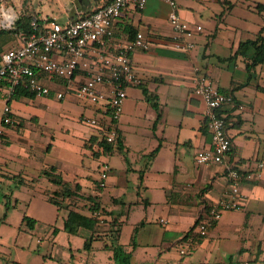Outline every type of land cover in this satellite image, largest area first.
I'll return each instance as SVG.
<instances>
[{"label":"crops","instance_id":"0c3cea01","mask_svg":"<svg viewBox=\"0 0 264 264\" xmlns=\"http://www.w3.org/2000/svg\"><path fill=\"white\" fill-rule=\"evenodd\" d=\"M50 1L59 8L55 14L36 15L25 4L11 10L32 15L31 21L44 27L50 20L68 21L108 0ZM169 10L163 0H147L142 9L126 7L115 21V43L141 31L149 46L131 51L140 83L126 88L118 135L109 151L99 149L97 130L80 121L79 115L76 120L86 130H73L76 146L55 141L52 131L39 123V106L55 103L60 110L63 100L80 102L73 95L63 99L52 94L17 95L18 90L11 93L0 84V116L7 103L16 119L13 126L0 124V182L14 180L12 209L20 202L24 206L23 212L13 213L11 235L14 246L24 248L17 240L19 232L36 234L35 243L44 244L38 264H264V59L248 69L255 48L237 52L240 42L264 37V0H177L178 16L203 27L192 36L194 46L189 51L172 45ZM4 31L11 35L0 36V53L18 43L16 31L0 28V33ZM200 73L233 94V101L222 107L232 141L229 156L249 173L239 183V207L209 220L204 235L198 233L195 221L206 217L207 207L223 195L228 180L223 164L195 161L196 151L210 145L200 113L202 99L194 92V79ZM80 103L88 114L94 113ZM44 136L50 138L47 144ZM55 143L75 150L79 160L43 163L42 151L49 152ZM102 160L109 163V170L100 185ZM257 162L263 165L258 167ZM45 170L57 174L60 181H51ZM37 184L44 187L35 188ZM55 190L64 191L54 195L59 205L50 201ZM35 195L55 209L45 204L41 215L27 214ZM93 204L99 209L92 210ZM70 209L96 216L93 229L65 230ZM5 214L0 219L10 224L3 219ZM24 215L34 222L27 224ZM193 238L198 243L181 253L180 248ZM13 262L29 264L19 257Z\"/></svg>","mask_w":264,"mask_h":264},{"label":"built area","instance_id":"2783aa9c","mask_svg":"<svg viewBox=\"0 0 264 264\" xmlns=\"http://www.w3.org/2000/svg\"><path fill=\"white\" fill-rule=\"evenodd\" d=\"M163 1L170 6L167 19L172 28L170 39L173 47L191 50L194 46L191 38L203 31L202 25L181 19L175 11L177 0ZM146 2L108 0L85 16L79 15L65 22L50 20L41 32L27 35L16 31L18 43L0 53V84H5L11 93L23 88L37 96L52 94L56 99L73 95L94 110L93 114L81 112L79 120L96 129L99 140L113 143L118 135L117 120L126 88L140 83L133 68L131 51L149 46L141 31L123 43H115V21L126 7L142 9ZM16 18V13L11 10V17L3 15L2 25L12 27ZM31 23L34 24L33 21ZM194 92L202 99L200 113L210 134V145L196 151L195 161L223 164L228 180L223 195L207 207L206 217L197 224L198 233L204 235L209 220L218 219L224 210L239 207V183L249 173L229 156L232 141L222 107L233 101V94L222 90L213 78L204 73L195 77ZM0 119L4 124L16 122L7 103L2 107ZM99 149L103 148L99 146ZM262 165L263 162H257L258 167ZM108 170L109 163L102 160L100 185ZM197 243L198 238H193L179 251L184 253Z\"/></svg>","mask_w":264,"mask_h":264},{"label":"rangeland","instance_id":"374dc122","mask_svg":"<svg viewBox=\"0 0 264 264\" xmlns=\"http://www.w3.org/2000/svg\"><path fill=\"white\" fill-rule=\"evenodd\" d=\"M19 4H25V9L29 11H36V15H43L45 13H56L59 9L55 6V3L50 0H0V28L4 30V26L2 25L1 19L3 15L5 17L8 12H11V6L14 9L19 8ZM3 9V12H2ZM11 35V32L4 31V33H0V36ZM63 105L62 108L57 107L58 105L55 103H49L48 105H42L41 111L39 110L38 115L40 117L39 123L41 125H45L47 129L52 131V134L55 137V141H69L70 143L77 144L78 141L76 137L73 135V130L80 129L86 130V128L80 124L76 118L80 114L81 111H85L89 113L87 109H84L83 105L80 102L75 101L72 103L70 101L63 100L61 102ZM61 116V117H58ZM56 120L59 122L56 123ZM62 127V128H61ZM68 129V130H67ZM48 137V136H47ZM44 136L42 141L50 140ZM47 138V139H46ZM63 139V140H62ZM59 143L53 144V147L49 152L42 151L43 154V163L52 164L58 163L61 159H68L70 162H75L79 160V156L76 151H68ZM76 146V145H75ZM35 147V146H34ZM90 161V158L87 157ZM30 180L31 177L29 176ZM29 182V181H28ZM31 183H34L31 181ZM15 181L10 179L9 181L0 182V216L5 212V218L10 224H7L0 219V264H14V258L19 257V259H23L27 261L29 264H38L40 261L39 253L42 252L44 244H36L35 236L36 234H32L25 231H20L18 235V243L24 244V248L21 245L14 246L13 244V236L11 235V219L13 218V213L23 212L24 206L20 202L17 204V208L13 210L12 202L13 198H11V189H15ZM35 184V183H34ZM44 187L43 184H37L34 187ZM4 193H10V195L5 196ZM50 193H48L49 195ZM60 194V193H58ZM72 203L71 201H69ZM54 204L53 202H51ZM44 201L38 195L32 197L31 202L28 207L27 214L36 213L37 215H41L43 210V206L46 204L48 208L55 209L54 205ZM47 210V208H46ZM25 242V243H24Z\"/></svg>","mask_w":264,"mask_h":264},{"label":"trees","instance_id":"16d2710c","mask_svg":"<svg viewBox=\"0 0 264 264\" xmlns=\"http://www.w3.org/2000/svg\"><path fill=\"white\" fill-rule=\"evenodd\" d=\"M89 12H87L85 14H82V16H85V15L89 14ZM31 18H32V15H30V14H19V15H17V18L14 21L13 26L11 27V31H23L27 35L31 34L32 32H35V33L41 32L43 30V27L41 26V23L38 22L37 20H35V21H33L34 24H32L31 23V20H32ZM249 46H253L255 48V53H254V55L252 57L251 62L246 64V67L248 69H250L256 63H258V62H260V61H262L264 59V37L259 36L258 38H255V39H250V40H246V41L240 42V44L238 46V49H237V52L244 53V51ZM222 90H224V89H222ZM262 90L264 91V88H262ZM23 92L25 94L34 96L33 93H31V92H29V91H27V90H25L23 88H19L16 94L18 95V94L23 93ZM144 92L146 93L147 97L149 99H151L150 95L147 94V90L146 89H144ZM154 104L155 103L153 102V105ZM0 124L1 125H11V126H13V124H4V123H1V122H0ZM98 142H99V146H101L103 148L101 150L102 152L110 150V146H111L110 143L106 142L103 139L98 140ZM156 149H157V147L150 152V155H153V153H154V151H156ZM97 153H98V151H97ZM53 169H54V167L51 166L50 170L53 171ZM43 173L46 176H49V179L51 181L55 182V183H58L60 181V178H59V176L57 174H53V173H51L48 170H45ZM58 193L64 194V191H58L57 192L55 190L53 192V194L50 196V201L53 202L56 205H59V201L56 199V197L54 195L58 194ZM91 209L92 210H97V209H99V207L96 204H93L91 206ZM23 220H25V222L27 224H29V225L32 224V223H30V221L34 222V219L29 217V216H27V215L23 216ZM198 221H199V218L195 221V223H198ZM96 222H97L96 216H87L85 214L80 213L77 210L70 209L68 211V213H67L66 218L64 219V229L69 231V232L76 231L78 229V227H87V228L93 229V227L96 224ZM91 239H93V237L87 238L85 240V242H84V246L85 247H89V245L91 243L90 242ZM117 252H118V250H117Z\"/></svg>","mask_w":264,"mask_h":264},{"label":"bare ground","instance_id":"6f19581e","mask_svg":"<svg viewBox=\"0 0 264 264\" xmlns=\"http://www.w3.org/2000/svg\"><path fill=\"white\" fill-rule=\"evenodd\" d=\"M11 17V12H8V14L5 15V18Z\"/></svg>","mask_w":264,"mask_h":264}]
</instances>
